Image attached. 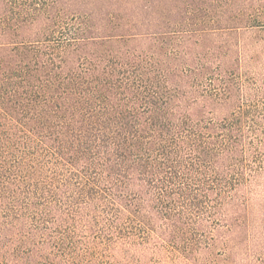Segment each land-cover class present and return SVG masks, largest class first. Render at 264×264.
<instances>
[{
	"label": "trees",
	"instance_id": "16d2710c",
	"mask_svg": "<svg viewBox=\"0 0 264 264\" xmlns=\"http://www.w3.org/2000/svg\"><path fill=\"white\" fill-rule=\"evenodd\" d=\"M261 214L264 0H0V264H260Z\"/></svg>",
	"mask_w": 264,
	"mask_h": 264
},
{
	"label": "rangeland",
	"instance_id": "374dc122",
	"mask_svg": "<svg viewBox=\"0 0 264 264\" xmlns=\"http://www.w3.org/2000/svg\"><path fill=\"white\" fill-rule=\"evenodd\" d=\"M261 217H259V220L256 224V227L254 229V247L255 250L259 253H264V220ZM236 252L238 254L237 257L234 259V264H250V262L247 260V258L242 254L243 252V246L241 247H235ZM262 255V254H261ZM120 259V258H118ZM138 260V261H137ZM133 259L124 261L125 264H145V260L142 259ZM153 261L150 262V264H185L182 260L179 259H169L166 254L159 255V257H156L155 259H152ZM106 263V261L104 262ZM123 262L119 260V262H113L112 264H122ZM260 264H264V261Z\"/></svg>",
	"mask_w": 264,
	"mask_h": 264
}]
</instances>
